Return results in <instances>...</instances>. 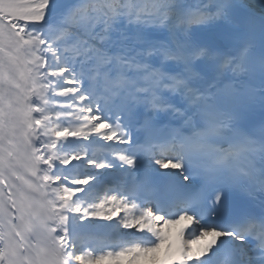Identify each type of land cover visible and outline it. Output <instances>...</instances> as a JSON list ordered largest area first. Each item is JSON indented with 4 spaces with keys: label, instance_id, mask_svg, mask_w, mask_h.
I'll return each instance as SVG.
<instances>
[{
    "label": "snow or ice",
    "instance_id": "obj_1",
    "mask_svg": "<svg viewBox=\"0 0 264 264\" xmlns=\"http://www.w3.org/2000/svg\"><path fill=\"white\" fill-rule=\"evenodd\" d=\"M141 260L264 264V0H0V264Z\"/></svg>",
    "mask_w": 264,
    "mask_h": 264
},
{
    "label": "bare ground",
    "instance_id": "obj_2",
    "mask_svg": "<svg viewBox=\"0 0 264 264\" xmlns=\"http://www.w3.org/2000/svg\"><path fill=\"white\" fill-rule=\"evenodd\" d=\"M162 235L166 237L165 241L161 244L160 248L154 253L155 258L157 261L165 259V253L169 250L166 248V244L171 245V250L175 251V247L182 242V239L179 238L176 234V229L173 225H164L161 228ZM172 241H175L174 244ZM140 264H151L150 261L141 260Z\"/></svg>",
    "mask_w": 264,
    "mask_h": 264
}]
</instances>
